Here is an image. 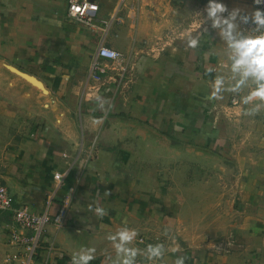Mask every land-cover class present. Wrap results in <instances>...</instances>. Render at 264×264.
Here are the masks:
<instances>
[{
    "label": "crops",
    "instance_id": "1",
    "mask_svg": "<svg viewBox=\"0 0 264 264\" xmlns=\"http://www.w3.org/2000/svg\"><path fill=\"white\" fill-rule=\"evenodd\" d=\"M93 1L96 25L88 28L68 17L67 0H0V181L35 213L54 214L69 199L65 226L47 225L37 264H70L82 247L95 249L90 264H110L107 237L124 226L138 231L136 240L179 249L161 264L177 256L186 264H264L262 116L244 115L246 88L209 99L216 74L228 75L210 22L208 32L185 35L196 17L204 25L208 0ZM222 2L253 8L252 0ZM197 34L200 46L188 48ZM100 43L123 54L122 75L112 67L100 81L89 77ZM6 65L33 75L47 93ZM249 127L256 146L248 145ZM219 153L235 167L219 164ZM11 224V213L0 211L2 264L19 249L8 243ZM228 235V251L212 249ZM136 240L130 247L141 249Z\"/></svg>",
    "mask_w": 264,
    "mask_h": 264
},
{
    "label": "clouds",
    "instance_id": "2",
    "mask_svg": "<svg viewBox=\"0 0 264 264\" xmlns=\"http://www.w3.org/2000/svg\"><path fill=\"white\" fill-rule=\"evenodd\" d=\"M262 4L264 0H253L250 11L241 7L230 10L222 0H208L203 10L205 24L210 22L211 29L223 42L226 61L222 68L228 73L227 76L225 72L216 74L209 99L221 98L225 91L240 94L246 88L247 93L241 95V102L251 107L244 111V115H256L264 110V9L257 7ZM204 31L208 32V29L204 28ZM200 43L201 34L189 35L188 48L197 49ZM111 55L115 57L117 54L112 52ZM207 71L211 73L213 70L209 68ZM100 99L97 97L100 108H103ZM89 210L100 218L107 215V211L98 205L93 208L90 204ZM138 235L135 228L124 226L107 237L115 250V259L109 258L110 264H137L138 256H143L149 264H157L164 260L166 252L179 251L176 247L166 248L162 242L150 243L144 249L130 247ZM164 235L174 240L167 229ZM94 254V248L82 247L71 254L70 264H90ZM174 264H186V257L177 256Z\"/></svg>",
    "mask_w": 264,
    "mask_h": 264
},
{
    "label": "built area",
    "instance_id": "3",
    "mask_svg": "<svg viewBox=\"0 0 264 264\" xmlns=\"http://www.w3.org/2000/svg\"><path fill=\"white\" fill-rule=\"evenodd\" d=\"M253 2V0H252ZM264 9V4L259 5ZM98 10V4L93 0H67V15L78 23L93 28L95 24V13ZM208 24L202 25L200 18L196 17L188 28L200 33ZM243 27V26H242ZM178 34L179 31L177 32ZM112 52L117 55L113 57ZM102 59L108 60L109 64L103 63ZM116 68L119 74L122 75L127 69L123 63V54L103 43H100L96 49V53L92 59L89 77L93 80L100 81L101 75L106 73L108 68ZM233 103H237L236 97L232 98ZM91 156L89 152L88 157ZM61 173H54L53 179L59 184L62 179ZM52 198V193L46 197V205L48 206ZM69 199L65 198L60 203L57 211L50 214L47 210L41 213L33 212L27 205H16L12 194L8 188L0 181V211H8L12 215V224L9 228L8 243L16 247L18 250L9 251L4 256L5 264H37L36 254L38 248L43 242V235L47 229V225L54 224L57 229L65 226V220L68 213ZM136 243L144 249L150 244L144 236H139ZM153 244V243H151ZM212 246L217 252L228 251L233 245L231 235H228L222 242L214 243ZM52 243L49 244V249H52ZM137 264H149L143 256L137 257ZM161 264V262H157Z\"/></svg>",
    "mask_w": 264,
    "mask_h": 264
},
{
    "label": "rangeland",
    "instance_id": "4",
    "mask_svg": "<svg viewBox=\"0 0 264 264\" xmlns=\"http://www.w3.org/2000/svg\"><path fill=\"white\" fill-rule=\"evenodd\" d=\"M188 27H185V35L188 33ZM175 35H177V32L175 33ZM179 38H181V35L179 34V36H174V38H173V40L175 41V40H177V39H179ZM172 41V40H171ZM170 41V42H171ZM170 42H168V43H170ZM167 43V44H168ZM166 44V45H167ZM171 44V43H170ZM250 116H255V118H259L260 116H262V119H261V122L263 121L264 122V110H261L260 112H259V114H256V115H250ZM257 129L254 127H249L248 128V138H247V140L248 141H250L249 142V146H256V140L254 139L253 141H251L252 140V137H251V135H250V132H251V134L252 135H255V132H257L256 131ZM217 158H218V163L220 164V163H223V164H226V165H228V166H232L233 168L235 167L234 165H235V161H234V159H232L229 155H224V153H219L218 155H217ZM233 171H235V169L233 170ZM190 177H194V175H193V170L191 169L190 171ZM200 172H202L201 174L202 175H204V174H206V176L208 175V171L207 170H201ZM221 172V171H220ZM225 171L224 170H222V172H221V174H223ZM197 176V175H196ZM220 177H224V175H221ZM188 188H192V187H188ZM0 264H2L1 263V261H0Z\"/></svg>",
    "mask_w": 264,
    "mask_h": 264
},
{
    "label": "water",
    "instance_id": "5",
    "mask_svg": "<svg viewBox=\"0 0 264 264\" xmlns=\"http://www.w3.org/2000/svg\"><path fill=\"white\" fill-rule=\"evenodd\" d=\"M6 67L8 68L9 71L14 73L16 76H19L20 78L24 79L26 82L39 87L40 89H42V91L44 93H47V91L42 86V82L37 80L33 75H30L28 73H24V72L18 70L17 68L10 66V65H6Z\"/></svg>",
    "mask_w": 264,
    "mask_h": 264
}]
</instances>
